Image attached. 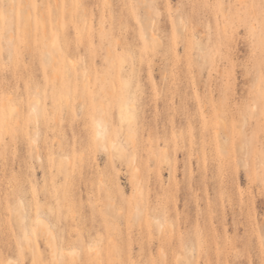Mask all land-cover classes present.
<instances>
[{"label": "rangeland", "instance_id": "rangeland-1", "mask_svg": "<svg viewBox=\"0 0 264 264\" xmlns=\"http://www.w3.org/2000/svg\"><path fill=\"white\" fill-rule=\"evenodd\" d=\"M0 7V264H264V0Z\"/></svg>", "mask_w": 264, "mask_h": 264}, {"label": "bare ground", "instance_id": "bare-ground-1", "mask_svg": "<svg viewBox=\"0 0 264 264\" xmlns=\"http://www.w3.org/2000/svg\"><path fill=\"white\" fill-rule=\"evenodd\" d=\"M58 38V37H57ZM56 38V39H57ZM59 40V39H58ZM54 42H57L58 41H54ZM60 42V41H59ZM61 46V45H60ZM61 48V47H59ZM60 50V49H59ZM60 53H61V50H60ZM133 117V111L132 109L130 108L129 104L127 103L124 107H122L121 109V118L125 121V120H129ZM24 210H25V207H24V203L23 201L21 200L19 202V208H18V215L20 217V220L23 224V229H24V233H25V236L28 240L31 239L29 233L27 232V229H26V215L24 213ZM37 226H39L43 231H45V233L48 235V238L50 240V244H51V252H52V255L54 256V258H57L58 257V254H59V244L57 243V240H56V235L54 234V232L52 231V227L50 228L48 223L45 221V218L43 219V217H38L37 220ZM50 224V223H49ZM162 225V223H161ZM71 253H76V250L75 249H72L71 250Z\"/></svg>", "mask_w": 264, "mask_h": 264}, {"label": "snow or ice", "instance_id": "snow-or-ice-1", "mask_svg": "<svg viewBox=\"0 0 264 264\" xmlns=\"http://www.w3.org/2000/svg\"><path fill=\"white\" fill-rule=\"evenodd\" d=\"M5 15L4 8L0 7V18H3Z\"/></svg>", "mask_w": 264, "mask_h": 264}]
</instances>
